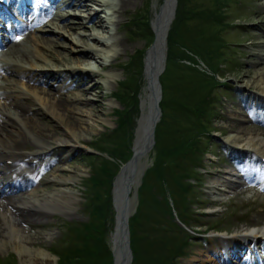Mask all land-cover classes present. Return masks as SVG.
<instances>
[{
    "label": "rangeland",
    "instance_id": "374dc122",
    "mask_svg": "<svg viewBox=\"0 0 264 264\" xmlns=\"http://www.w3.org/2000/svg\"><path fill=\"white\" fill-rule=\"evenodd\" d=\"M161 2L162 0L160 3ZM114 3L117 4L118 1ZM154 3H156V0H131V4L128 6L126 13L121 15L115 13L112 17L113 24L110 25L113 29L118 28V26L119 28L121 27L122 32L120 35H116V37L120 39L121 35L124 36L125 41L122 45H125L126 49L123 50L121 46L116 43L118 46L114 44L111 47L112 50L108 51L107 55H102L103 57L108 56L102 63H106L107 60L112 61L109 64L111 65L110 69L105 70L104 67L95 64L91 58L87 59L85 63L81 65V67H84L89 62L90 65L93 64L95 70L100 73V76L98 75L93 79L90 78L89 81L86 80V82H88L86 85L92 83L99 84V91H91L81 96V103H75L72 107L68 108L66 112H61L62 116L55 115L59 119L54 118L49 111L46 113V106L48 107L46 101V105L41 107L36 105V108L38 107L43 111V114L40 113L41 121L37 122L36 128L30 130L22 128L23 126H20L21 128L18 127L22 129L21 132L26 137L25 150L21 151L23 152V157L26 158L25 164L29 167H32L34 165L33 161L38 159L35 157L38 156L37 153L39 151L44 150L43 153H46L49 152L51 148L57 147L59 143L63 144L60 138L71 139V143L74 144L76 149L71 151L69 147H66L62 152H55L57 155H54V160H59L60 162L55 163L45 172H43L44 169L42 168L38 171L34 168V174H31L33 175L32 178L38 175L36 179L38 183L34 184L29 189L35 195V197L32 198L33 202L48 199V196H50L49 200L54 201L51 196L62 191L68 192L74 199L73 203L70 205L72 211H48L49 214L45 215H41L40 212L42 211H38L39 215L32 216L31 214L23 212L22 216H20L21 218H18L17 221L20 231L26 236L24 242L27 246H31L32 249H36L38 256L42 259L45 258L40 255L46 253H48V255L53 254L55 247L59 244L58 241L63 230V220L73 223L86 220L85 213L81 211L80 203L83 201V196L80 190L83 189L81 185L82 180L88 177L89 170H92V167L90 168L88 166L90 159H85L84 154H87V145L98 140L103 133L112 130L115 126L116 116L114 112L118 108V104L110 95L116 92L119 87L117 84L118 82H127L128 79L131 80V85L134 90L132 94L136 96L135 111L132 112V108L134 107V104H132L133 101L129 106L125 107V109L123 107V110H125L126 113L129 111V116L133 121L132 128H134L137 122L140 95H142L144 91L142 72L136 75L138 71V65H136L132 68V73L133 71H136V73L126 76L121 66H124L130 57L136 54L137 51L142 50L143 52L151 43L152 38L130 39L127 33L123 31L122 27L132 18L140 20H143V17L146 16L147 18H153ZM160 3H156L157 9ZM213 3L212 0H181L176 20L182 15L190 14L191 11L202 10L204 6H210L211 8ZM223 4L226 8V20L228 23L233 24L235 28L233 31L222 30L220 32V36L222 39L228 41L230 47V59L227 60L219 77L221 82L226 83V87H222L220 91H218L216 112L213 113V116L210 118V131L212 133L210 137H206L207 139L204 141L203 145V148H205L204 161H206L207 173L195 184V197H193L194 204L206 208L204 212L214 213L212 217L197 220L199 224L197 223L198 227H196V230L205 232L208 228H212L206 235L208 237H232L237 231H251L253 228L256 232L260 227H264V193L259 191L260 188L264 186V170L259 167L250 166V171L256 174L259 179V182H255V180L252 182V184L255 183L256 186L254 188L249 186L251 188L250 190H246V187L240 183H231L233 178L228 174H245L240 164L231 160L230 155H240L241 159L245 160L248 156L245 152L253 150L250 144H239L228 141V136L238 134L237 132L241 128H245L258 132L259 137L264 140V126H261L258 122H254L253 119L257 116L264 119V95L262 90H260L263 89V87H258L259 89L252 87L244 88L246 82L253 83V81H258L259 76L264 78V64H257V62H259L257 58L258 55H264V28L262 31H258L254 28L256 24L263 21L264 0H225ZM259 14H262L261 17H259ZM69 21L76 26L72 36L77 42H71L68 37L69 33L66 31L64 35L59 37L56 36L58 38L57 50L65 52L66 54L69 53V55L72 56L76 55L74 52L78 47L85 46L84 42L87 40L89 34L97 33L90 29V25L87 24V21L82 22L81 28L76 25L79 21L72 20L71 18H69ZM245 23L249 24L245 25ZM185 25L195 27L198 25V21L191 20L186 24L183 23L181 29L184 31L186 29ZM186 34L192 35L193 31H187ZM36 35H44L54 39V34L50 32ZM98 35L103 36L100 32H98ZM104 36L108 37V34L104 33ZM193 37L200 41L199 36L194 35ZM79 39H82L81 41H83V43ZM74 43H78V45ZM88 43H91V41H88ZM262 43L263 45H261ZM23 44L25 47L29 46L28 42H24ZM102 51L105 52L103 48ZM102 51L97 50L99 53ZM6 55L1 56L2 60L0 64L3 62H7L9 65L14 63L15 65H19L21 71L24 70V67H27L26 64L18 61L14 62V59L11 60ZM65 55L61 54L58 57L56 56L57 59L63 61L62 63H57V66H61L59 68H63L67 63ZM139 56L141 57V55H138V57ZM135 57L137 58V55ZM32 61L38 66H50L54 64L48 56L35 53H33ZM72 64L67 65L73 66L74 64ZM72 76L73 75H70L69 82L74 80ZM83 77L84 75L79 74V76L75 78L78 80L79 85L83 83ZM2 80L4 81L0 80V114L1 116H7L6 114L12 113V111L2 106L4 105L2 101L4 100L5 94H11L12 98L17 97V99L30 98L33 94L27 89L26 79H20L13 84L7 83L5 79ZM41 81L43 83L38 85L39 89H36L37 92L41 90H48L50 93L58 91V87L55 88V86L58 85L57 81H51L47 78H41ZM161 82L166 88L165 92H167V98L170 99L171 86L165 84L162 80ZM261 86H264V82ZM175 90L179 92V81H176ZM97 92H100L102 95L98 100L94 96ZM64 93L69 97L72 96V94H79L77 89H68ZM173 96L176 97L175 94ZM85 99H90V103H84ZM92 103L100 105L98 109L95 108L98 113L94 114L91 110L90 104ZM65 117L69 120H65ZM38 129H48L50 136L49 140L45 141L40 138L36 133ZM73 135H77L78 138L76 139ZM174 143L176 142L174 141ZM174 143L172 140L162 137L161 147L159 145L156 148V152L160 153L162 156L167 155L171 152V147L166 149L162 148L167 145L172 146ZM1 146L0 149H3L5 147L7 148L9 145H7L6 142L5 144H1ZM11 150L9 149V151ZM130 154L131 153H126L123 158L115 154L113 159L107 161L115 172L114 176L119 173L121 164L127 163ZM29 156L34 157L32 158L33 161L29 159ZM154 156L155 151L153 150L152 153L149 154L148 161L146 162L148 165L147 168L151 167ZM260 156H264V152ZM250 157L252 159L253 154H250ZM2 163H4V161ZM35 173L37 175H35ZM142 175L143 170L139 175L140 178ZM245 175L243 181H248L250 178H253L251 175ZM234 179L237 180L236 178ZM238 182H240V180H238ZM149 184L152 185L153 183L151 181L145 183L146 186ZM30 191L28 193H30ZM149 192L148 190L146 194L149 195ZM1 199L0 196V200ZM133 199V204L136 208L137 196L135 195ZM208 206L211 208L208 209ZM14 208L21 209L18 206ZM111 209V204H108V214ZM18 214L14 215L18 216ZM165 220L176 232H178L175 234L183 235L184 232L181 229H185L187 232L189 231L184 228L178 220H174L171 217H166ZM254 221L255 224L251 227ZM111 225H113V221ZM0 226L5 232L4 234H0V241L5 243V246L0 249V264H20L21 256L18 254V250L15 246L14 234L13 236L10 234L7 219L1 215ZM188 233L191 234V232ZM197 238V242L201 241L199 237ZM197 242L191 241L189 248L186 249L187 256L179 260V264H188L190 261L194 260V256H191L192 252H201L200 249L196 247ZM217 245L216 243L212 244V248L216 249L218 247ZM59 260L60 259L57 257L53 263L59 264Z\"/></svg>",
    "mask_w": 264,
    "mask_h": 264
},
{
    "label": "bare ground",
    "instance_id": "6f19581e",
    "mask_svg": "<svg viewBox=\"0 0 264 264\" xmlns=\"http://www.w3.org/2000/svg\"><path fill=\"white\" fill-rule=\"evenodd\" d=\"M12 1L13 0H9V3L11 4ZM115 1H118V3H114ZM157 1L160 3L161 0H156V3H158ZM156 3H154L153 6L154 14L152 13L153 19L151 25L153 29L155 28V30L157 31V38L154 44L147 51L145 57V86L144 91L141 95L142 98L140 102L142 104L140 110L143 111V114L138 119L139 125L137 127V137L133 146L135 154L137 152H140V154L136 155L133 161H130L121 169V171H119L116 176L112 178V180L114 179L112 187V209L104 220L107 227L111 225L112 221L115 225V228L118 226V218H120L119 207L121 206L122 201L126 199V190L130 189L131 185H138V183H140L139 175L143 170L142 168H145V166L147 165V159L146 157H144V154L146 152L149 153L152 149V147L148 149L145 146V141L143 142L142 149L140 150L138 148L139 142L144 139H140L142 129L144 131H147L149 129V126L143 125V123L145 122V118L149 117L150 119L154 115V100L152 99L151 101V94H147L146 89L150 86H152L153 88L157 87L156 84L159 77V74L157 73L160 71L162 66H164L165 62V52H163L165 44L164 38L169 34L172 27L173 19L177 13L178 0H163L162 3H160L158 9L156 7ZM130 4L131 0H65L63 7L65 11H63L62 14L58 15L56 19H53L52 16H49L46 22H42L40 20L36 21V24L40 26L43 23H47L49 28L48 31L54 34V39L41 35H32V28H27L25 33V36L27 38L25 39V42H28L29 46L25 47V45L22 46V43L18 41H12L11 45L7 48V55L14 58V62L18 61L29 65L31 70L19 72L20 67L8 66L6 69L3 68L0 71V78L5 79L7 83L11 84L25 78L27 89L33 94V97L25 99L12 98L10 94H6L4 100L2 99L4 101H2V103L4 104L2 106L7 108L8 110H11L12 113L6 114L7 116H0V147L1 144H5L7 142V145L9 146H7V148L5 147V149H12V151H6V153H2V151L0 150V161L1 159H4L5 161L15 160L17 159L16 157H20L21 160L20 162L14 164V166L20 165V171L18 174L16 173L13 176H11L12 172L10 173V170H12V167L14 166L8 167L4 164L1 165L0 163V174L2 173L5 175L3 179H0V188L1 186H4L2 189H0V193L3 194L1 197L2 199L0 200V215L7 219L9 227L8 230L10 231V234H12V236L14 234L15 246L18 250V254L21 256L20 264H55L53 262H55L56 258L52 254L48 255V253H46L40 255L41 257L45 258L42 259L38 256L36 249L34 250L31 246H27V244L24 242L26 236L20 231V228L18 226L19 223L17 221L18 218H21L20 216H22V213L25 212L27 214H31L32 216L39 215L38 211H42L40 212L41 215L49 214L48 211L54 212L58 210H65L69 212L72 211L70 205L73 203L74 199L68 192L62 191L54 195L52 194L53 196H51V198L54 199V201L49 200L50 196L47 197L48 199H43L35 202L32 201V198H34L35 195L31 191L30 193H28L29 190L25 188L26 184H24V177H26L29 173H33L34 170L33 168L24 165L26 158L14 153L15 151L25 150L24 148L26 145V137L22 134V129L19 128H21L20 126H23L22 128L24 129L27 128L30 130L36 128V124L38 121H41V114H43V111H41V109L38 107L36 108V105L43 106L46 105L47 102L48 107L46 106V112L49 111V113L53 115L54 118L59 119L55 115L62 116L61 112H66L68 108L72 107L75 103H81V96L91 91L100 90L99 84L92 83L90 85H86V83H88L86 82V80L89 81L90 78L93 79L99 75L95 71L94 66L90 65L89 62L84 67H81V65L85 63L87 59L91 58L93 59L95 64L104 67L105 64L102 63V61H105V58H107L108 56L103 57L102 55H107L108 51L111 50V46H113L114 44H118L123 50L126 49V46L122 45V43H124L125 41L124 36L121 35V38L118 39V37L114 35H109L108 31L106 30L107 24L105 20L108 21V15H106V12L111 11V16H114L115 13H119V15H121L127 12L128 6ZM174 5L175 7L172 8ZM94 6H96L97 9L103 7L104 18L101 17L100 12L95 11L96 9L94 10ZM261 15L262 14H259V17H261ZM69 18L79 21L78 23H76V25H78L80 28L82 27V22L87 21V24L90 25V29L92 31H96L95 33H97L89 34L87 40L84 42L85 46H77L78 48L74 52L76 53V55H72L73 57L70 56L69 53L66 54L65 52L57 50V37L64 35V32L66 31L69 33L68 37L71 42H77L76 39L72 36L76 26L69 21ZM262 18L263 21L254 26V28L258 31H262L264 28V15H262ZM54 20L58 21L55 23ZM8 26L9 25L7 23L3 22L2 29L8 30ZM37 30L43 32L47 31L44 28ZM114 30H117L118 33H121L119 31V26ZM114 30L112 29V31ZM98 32L102 33L103 36H99ZM104 33H107L108 37H105ZM79 40L81 41L82 39ZM88 41H91V43H88ZM81 42L83 43V41ZM74 44L78 45V43ZM261 45H263V43ZM102 48L105 52L102 51ZM97 50L102 52L99 53L97 52ZM33 53L48 56L49 58H51V61L54 63V65L63 62L62 60L57 59L56 56L58 57L61 54H66V64L73 63L74 65H68L67 67L69 68L58 69L57 74L52 75L44 69L48 68L49 66H38L32 61ZM257 58L259 60V62H257L258 65L264 64V55H258ZM36 67L43 69L41 72H37L36 76L30 74L29 72L33 71V69H35ZM51 67L58 68L61 66H53L51 64ZM12 68H14V70ZM68 74H73V76H76L78 74L84 75L83 83H81V85H76L77 81H75L73 84L68 86V89H77L79 93L76 95L72 94V96L70 97L64 93L67 90L65 81L68 77ZM39 77L43 79L47 78L49 80H59L60 85H58V91L54 93H50V91L48 90H41L40 92H37L36 89H39V80L36 81L35 78ZM263 82L264 78L259 76L258 81H253V83L246 82L244 88L252 87L255 89H259L258 87H263V89L260 90H262V93L264 95V86H261ZM144 95L148 97L147 103L146 100H144ZM94 96L97 98V100L98 98L102 97L100 92H97L96 94H94ZM84 101V103H90V99H85ZM33 103L36 104L34 105ZM90 106L94 114L98 113L95 108L98 109L100 107L99 104L92 103L90 104ZM65 120L68 121L69 119L65 117ZM36 133L45 141L49 140L50 138L48 129H38ZM237 133L238 134L228 136V141L239 144H250V146L255 151L259 153L264 152V140L259 137L258 132L241 128ZM73 136L76 139L78 138L77 135ZM60 141L61 143L65 144V147H69L72 151L75 149L74 144L71 143V139L60 138ZM59 148L64 149L63 147ZM57 150L58 148L53 149L52 153L56 152ZM29 159L32 160L30 156ZM15 177H19V180L17 182H12V178ZM22 190H24V192H22ZM15 206H18L21 209H16L14 208ZM14 214H18V216ZM254 223L255 221L253 222V224ZM262 230L264 231V227H260V229L257 230L252 236L250 235L252 233H250L249 231L241 230L240 233L243 235H236L232 237V244H230L228 247H225V249H227L231 253L240 252L241 254L244 250V246L240 242L239 238H252V240L248 239L249 242L261 241L263 239L264 232L261 235H259V232H261ZM4 233V230H2L0 226V234ZM223 239L225 238L216 239V242L226 241ZM208 242L215 243V238H210ZM3 246H5V243L0 241V249ZM192 254L194 256V260L190 261L188 264H230L228 262H222L221 257L219 258L218 253L214 249L208 248V245L205 249H201V252L195 251Z\"/></svg>",
    "mask_w": 264,
    "mask_h": 264
},
{
    "label": "trees",
    "instance_id": "16d2710c",
    "mask_svg": "<svg viewBox=\"0 0 264 264\" xmlns=\"http://www.w3.org/2000/svg\"><path fill=\"white\" fill-rule=\"evenodd\" d=\"M212 1L214 3L211 8L210 6H204L202 10L196 12L193 20L198 21V25L195 27L185 25L186 29L183 35L186 34L187 31L191 32L192 30L193 34L190 37L186 34L187 38L191 41L188 46L192 47L193 50H201L202 54L207 57L211 66H216L223 58V52L221 50V48H223V41L220 37L222 29L219 28L220 23L217 19L223 20V15L218 10H220L219 7L224 6L223 2L225 0ZM191 13H194V11H191ZM182 17L183 16L179 18V21H181ZM183 21L184 23H187L184 17L180 24L174 27V34H178L180 25L182 26ZM138 27L141 32L144 31V25L138 24ZM194 35L199 36L200 41H197L195 37H193ZM175 37L179 40H183L184 43L187 42L185 39H181L183 38L182 35H176ZM209 79L210 77H208V75L194 67L177 63H169L167 65L162 81L171 86V97L168 99L167 92H165L162 106L164 117L156 130L158 146L160 145L161 147V139L166 134L168 118L179 123L180 119L190 117L189 112L183 108L184 105L191 102L194 106H200V115H204L209 110V100H211V96L213 95V88ZM176 81H179V92L175 90ZM133 91L131 80L128 79L122 88V93H125V99L120 97V100L121 103L126 105V107L133 101L132 104H134V107L132 108V112L135 111L136 98V96L134 97L132 95ZM174 94L176 97L173 96ZM123 114L124 113H122V115ZM125 114H127V116L124 120L119 122V127L111 134H108L109 136L107 138L102 137L97 142V149L102 150L105 147L112 152V154H118L119 149L121 151L127 149L129 136L124 123L129 119V111L128 113L125 112ZM175 126L176 125L172 128H175ZM130 129V122L128 121V130L130 131ZM194 146H198L199 150L202 151V147L199 143L196 142ZM194 146L191 139H188L184 142H176L172 146H164L162 149L171 147V152L167 155L174 159L180 168L187 171L190 166L189 163L186 162L184 153L186 152L188 155L187 158H195L196 151H193ZM188 147H190V149ZM188 149L189 151H187ZM159 156H161L160 153H158V157ZM197 158H199V156H197ZM89 159L91 161L94 157H89ZM97 159L100 160L101 158ZM114 173L112 166L109 165L106 160L99 161L98 166L93 168L92 175L88 181L90 184L89 189L92 190L88 192V202H90V209H88V211L89 214L92 213V215H90V222L75 229L80 232L83 237H79L75 231H71L66 235V239L63 240L64 243L58 245L56 250L53 251L60 259L59 264H111V255L104 242L107 232V230H105L104 220L108 215L107 208L108 204L110 205V190ZM150 173H153V170H151ZM160 208V203L155 197H152L149 200L144 192L139 193V206L137 212L134 217L130 219L133 250H137L140 241L138 236V220L140 221V219L143 218L142 216H145V219L152 220L154 225H156L158 220L157 217L154 216ZM85 226H88L86 230L84 229ZM155 233L157 236L158 233L154 229L153 234ZM76 236L79 238H76ZM156 240L157 239L150 243L147 248L149 250H145L146 252L155 253L157 248L155 247ZM151 259L152 254L145 259L143 264H150Z\"/></svg>",
    "mask_w": 264,
    "mask_h": 264
},
{
    "label": "water",
    "instance_id": "95a60500",
    "mask_svg": "<svg viewBox=\"0 0 264 264\" xmlns=\"http://www.w3.org/2000/svg\"><path fill=\"white\" fill-rule=\"evenodd\" d=\"M175 1V0H173ZM175 5L172 7L174 8ZM158 74V73H157ZM156 88H153L150 86L148 88L150 92V98L151 101L152 99L154 100V115L149 119V117L145 118V122L143 125L149 126V129L147 131H144L142 129V133L140 135V139H142L139 142L138 148L141 150L143 147V142L145 141V146L149 149L150 146L153 144L154 140V130L156 123L158 122L159 116H160V111L157 106V102L161 96V91H160V86L159 83L157 82ZM144 127V126H143ZM147 151V150H146ZM145 151V152H146ZM140 152H137L136 154L134 153L132 157V161L135 159L136 155H139ZM129 189L126 190V199L122 201L121 206L119 207V212H120V218L119 219V224L115 228V232L113 235V241H112V252H113V260L114 264H130L131 261V253L129 249V233H128V215H129V199H128V194H129Z\"/></svg>",
    "mask_w": 264,
    "mask_h": 264
}]
</instances>
